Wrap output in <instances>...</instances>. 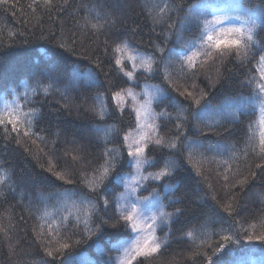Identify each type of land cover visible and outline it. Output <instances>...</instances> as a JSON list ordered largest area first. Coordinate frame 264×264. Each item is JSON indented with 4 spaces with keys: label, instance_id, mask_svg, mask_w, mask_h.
<instances>
[{
    "label": "trees",
    "instance_id": "obj_1",
    "mask_svg": "<svg viewBox=\"0 0 264 264\" xmlns=\"http://www.w3.org/2000/svg\"><path fill=\"white\" fill-rule=\"evenodd\" d=\"M198 2L209 4V11L220 9L216 15H235L232 8L239 4L246 8L261 6V0H176V4L183 5V8H178L168 21L174 25L170 31L167 24L153 26L143 9L144 0H67V3L53 0L52 8H45L42 3L34 4L33 0H8V3L0 4V76L3 77L0 83L5 86L0 90V104L5 98L12 99V89L22 91L25 84L34 85L37 79L43 80L38 73L44 65H55L54 70L58 73L55 86L59 89L49 96L39 93L27 104V107L39 109L33 131L43 139L21 136L17 144L15 133L6 137L0 129V176L7 177L0 188V264H116L114 258L119 253L116 244L130 236V231L124 227L104 226L99 233H94L92 229L99 224L100 217L116 216L114 197L122 192V187L116 188L115 192L103 193L109 204L105 207L100 202L99 213L89 231L72 218L60 226L58 234L55 229L49 233L47 225L59 223L61 216L67 214L61 207L62 194L66 190L80 192L84 189L82 174L90 175L104 163L105 134L98 128L116 125L119 132L110 135L111 143L107 147L123 152L122 135L135 127L132 110L125 108L121 114L110 101L108 115L103 121L99 120L90 111L98 104L96 97L99 94L107 96L111 90L120 88L139 90L145 82L168 87L159 63L157 71L151 74L137 72L136 82H132L115 67L111 49L116 43L126 41L137 51L156 55L158 62L161 57L155 51V44L165 47V56L168 49L183 54L184 45L196 40L199 32L191 25H182L181 19L187 7ZM97 14L109 21L102 31L80 27L85 17L94 20ZM165 33H169L166 44ZM61 36L70 42L74 53L58 48ZM258 39L259 46L254 51L264 54L259 52V47H264V38ZM257 60L258 55L241 63L229 56L222 61L219 58L210 60L203 66L197 62L196 69H187L182 74L175 68L169 69L178 91L169 89L173 103H165L162 108L154 104L157 112L166 109L173 117L172 120L161 118L160 134L165 138L175 135V116L181 107L188 108L186 115L198 112L199 120L203 121L201 127L208 134L200 135L194 127L196 117L189 116L184 135L190 140L199 139L205 154L215 156L216 162L204 165L203 177L197 176L191 165L184 163L172 178L152 186L163 192L161 185L172 184L175 190L165 195L167 199L163 196V202L172 213L176 208L182 211L174 214L166 230L168 242L160 252L153 257H140L133 264H205L203 256L197 252L207 251L211 255V251L206 246L198 250L199 239H206L215 247V242L224 233L239 232L244 236L242 229L255 231L257 235L264 232V168L256 167L257 164L264 165V158L251 150L246 157L243 155L248 143V125L258 120L259 109L254 113L250 109L252 114L242 115L239 122H231L229 116L232 98L251 94V89L242 82L250 76H258ZM97 64L102 71L97 69ZM89 70L98 75L97 82L90 80ZM187 91L196 97L206 94L202 105L207 103L208 107L203 110L194 105L189 107L190 98L179 95V92ZM252 131L258 140L260 127L256 126ZM150 151L152 158L163 166L168 150L153 147ZM233 152L239 157L234 161L229 159ZM73 155L84 159L73 161ZM128 159L125 153L121 165L126 172L131 170ZM224 160H229L232 165L230 171H226L221 163ZM50 166L51 172L47 170ZM56 171L68 173L74 183L65 184L58 180L52 174ZM224 175L229 177L227 181ZM245 177L248 182L241 190L239 181ZM208 184L212 187L208 188ZM212 195L221 204L235 197L233 215L222 212L211 199ZM45 210L51 216L46 218L44 234L40 235L37 226L42 222L40 217ZM189 231L196 235V241L186 235ZM57 241L69 243L71 247L57 252ZM260 247L259 241L229 244L213 260L233 264L242 253L254 248L244 257L245 264H253L252 258L256 259V264H261ZM46 248L52 249L53 256L46 254Z\"/></svg>",
    "mask_w": 264,
    "mask_h": 264
},
{
    "label": "snow or ice",
    "instance_id": "obj_2",
    "mask_svg": "<svg viewBox=\"0 0 264 264\" xmlns=\"http://www.w3.org/2000/svg\"><path fill=\"white\" fill-rule=\"evenodd\" d=\"M6 3H8V0H0V4ZM33 3H42L45 8L54 6L53 0H33ZM65 3H67V0H65ZM178 8L182 9L183 5H177L176 0H144L143 3V9L153 26L167 24L170 31L174 25L168 24V21L171 20L173 13ZM210 8L209 4L203 2L192 3L187 7L186 13L181 19V24L191 25L199 32V36L193 42L184 45L183 54L174 49H168L167 56H165V47L155 44V51L161 57L158 62L156 55L141 54L130 47L126 41L116 43L111 49L115 67L129 80H134L136 73L141 70L143 73L149 74L157 71L159 63L163 67V79L168 87L154 86L151 91L146 88L143 93H136L132 88H120L111 90L107 96L99 94L96 97L98 104L93 106L90 111L101 121L108 115L107 105L109 101L114 104L117 111L123 114L130 99L132 102L131 110L135 116V128L123 133L121 141L123 152L119 149L107 147L111 143L110 135L119 132L116 125H106L102 129L98 128V131H103L105 134L103 138L105 143L104 163L90 175L82 174L81 179L84 189L80 192L66 190L62 194L63 203L61 207L67 214L61 216L59 223L55 225L49 223L47 225L49 233L55 229L58 234L60 226L62 224L66 225L69 218L75 220L77 224H83L84 230L89 231L91 223H95L94 218L99 213L100 202L105 207L109 204L107 196L103 193L115 192L116 188L122 187L124 190L114 197L116 216L108 219L100 217L99 224H96L95 228L92 229L94 233H99L104 226L113 229L124 227L133 234L130 240H124L118 245L122 249L118 264H132L137 257H153L167 243V241H162L156 236V228L161 223H170L173 215L181 213L182 210L176 208L175 213L165 211L160 193L155 187L151 188L148 197L137 193L141 189L144 191L149 190L146 184L147 181L155 182L172 178L184 163L191 165L197 176L203 177L204 165L216 162L215 156L209 157L205 154L199 139L190 140L184 135L185 124L189 120V116L196 117L197 122L194 127L200 135L208 134L201 127L203 121L199 120L198 112H189L186 115L188 108L181 107L175 116V135L165 138L160 134L158 121L161 118L172 120L173 117L172 113H169L166 109L157 112L153 105L155 103L157 107L162 108L165 103H173V97L169 89L178 91L171 79L170 68H175L178 73L182 74L187 69H196L197 62L200 66H203L210 60L214 61L219 58L222 61L224 58L234 56L236 60L245 63L258 55L256 68L258 76H250L242 82L251 89V94L247 97L244 95L233 97L232 111L229 116L231 122H239L242 115L252 114L256 109H259L258 120L248 125L249 137L248 143L243 149V155L246 157L248 151L251 150L264 158V54H258L254 51L259 46L258 37L264 38V0H261L259 8H246L242 4L236 5L232 8V12L236 13L235 15L230 13L216 15L215 12L221 10L209 11ZM33 11H35L34 8ZM209 16L212 18L209 19ZM108 23L109 21L106 18L97 14L94 20L85 17L80 27L100 32ZM112 23H115V21H112ZM10 35H15V33H10ZM164 35V43L166 44L169 33ZM41 38L47 39L44 36ZM57 46L65 51L75 52L70 46V42L65 40L63 36H61ZM259 52L264 53V47H259ZM96 67L102 71L99 64ZM54 69L55 65H44L43 70L38 73V75L44 77L43 80L37 79L34 85L25 84L22 91L12 89L10 93L12 99L5 98L3 103L0 104V129L3 130L6 137L11 136V133H15L14 139L17 144L20 143L21 136L28 138L36 136L37 139H43L33 131L35 121L39 117V109L27 107V104L30 102L31 97L39 93L49 96L53 92L59 91L55 86L58 73ZM88 77L92 82L98 81V75H93V70H89ZM2 79L3 77L0 76V80ZM4 87L0 83V90ZM179 95L190 98L191 105L189 107L194 105L198 110L208 107L207 103L202 105V101L206 96L204 93H201L199 97L193 96L191 91L179 92ZM139 96L146 98L141 101L138 99ZM63 107H67V105ZM250 109L252 113H250ZM218 125L219 122H217ZM205 126L212 128L211 125ZM256 126L260 127L258 140L252 131ZM213 134L215 133L213 132ZM182 136L183 140L181 139ZM32 143H35V141L33 140ZM153 147L168 150V158L163 160V166H160V163L152 158L150 150ZM208 151H216V149H209ZM125 153L129 158L127 163L131 169L127 172L121 165ZM238 158L235 152L229 157L233 161ZM71 159L80 161L84 157L73 155ZM221 163L225 166L226 171L231 170L232 165L229 160H224ZM146 167L156 168L157 170L146 173ZM256 167L264 168V165L257 164ZM47 170L51 172V166ZM52 174L65 184L74 183L73 179L69 178L68 173L56 171ZM252 175L254 177L255 173ZM223 178L225 181L229 179L227 175H224ZM6 179V176H0V188L3 187ZM204 180L206 181L207 178L204 177ZM247 182V177L239 181L241 190ZM161 187L168 192H174L175 190L170 183L161 185ZM207 187L211 188L212 186L208 184ZM93 194L95 198H93ZM205 195L207 196L208 193H205ZM76 196L79 197L78 200L73 199ZM164 198L167 199V196ZM211 199L216 201L222 212L227 213L229 216L233 215L232 209L235 197L223 204L217 200L215 195H212ZM145 201H149V204H145ZM156 205L158 207L155 212L146 213V208ZM49 216H51V213L45 210L40 217L42 222L37 226L40 235L44 234L45 221ZM252 228L254 229L255 226L253 225ZM36 230L37 228H34V231ZM242 231L245 232L244 236H240L239 232L221 234L220 240L215 242V247L208 243L206 239H199L196 244L197 249L200 250L206 246L210 249L211 255L207 251H198L197 255L203 256L205 264H224L223 260L217 259L214 261L213 257L224 251L229 244L240 245L243 241H248L251 244L253 241H259L261 245L259 250L262 256L261 264H264V232L257 235L255 231H249L248 229H242ZM186 235L193 241L197 240L192 231H189ZM208 239H210V236ZM79 242L77 241V243ZM57 243L59 244L57 252L71 247L69 243H60L59 241ZM254 250V248L248 249L233 264H245L244 257L250 255ZM46 254L53 256L52 249L46 248Z\"/></svg>",
    "mask_w": 264,
    "mask_h": 264
},
{
    "label": "rangeland",
    "instance_id": "obj_3",
    "mask_svg": "<svg viewBox=\"0 0 264 264\" xmlns=\"http://www.w3.org/2000/svg\"><path fill=\"white\" fill-rule=\"evenodd\" d=\"M129 46H130V44H129ZM131 47V46H130ZM136 50V49H135ZM137 51V50H136ZM139 53H141V54H144V55H149V54H146V53H142V52H140V51H138ZM127 63V62H126ZM129 70H131L130 68H129ZM138 72H142V70L141 71H138ZM132 82H136V79H134V80H131ZM154 86H158V85H155V84H153V83H150V82H145L144 84H142V86H141V89H139V90H136V89H134V88H132V90L134 91V92H136V93H143L144 92V90L147 88L148 89V91H151L152 90V88L154 87ZM146 97H143V96H139L138 97V99L139 100H143V99H145ZM155 104V103H154ZM153 107H154V105H153ZM125 108H130V109H132V102H131V100L129 99L128 100V104H127V106L125 107ZM158 123H159V121H158ZM135 128V127H134ZM133 128V129H134ZM133 129H131V130H133ZM130 131V130H129ZM148 171H155V170H149L147 167H146V173L148 172ZM160 181H155V182H153V181H147L146 182V184H147V186H148V191L146 192V191H144L143 189H141L140 190V192L139 193H137L138 195H141V196H144V197H148V196H150V191H151V188H152V186L153 185H155V183H159ZM157 189V191L160 193V198H161V201H162V203H163V205H164V210L165 211H167V212H170V211H168L167 209H166V205H165V203L163 202V196H165L166 194H168L169 192L166 190V189H164L163 188V192H160L159 191V188H156ZM124 190V189H123ZM122 190V191H123ZM145 204H149V201H145ZM153 204H154V202H153ZM158 207V205H156V206H150V207H148V208H146L145 209V211H146V213H148V214H151V212H155L156 211V208ZM170 213H172V212H170ZM174 216V215H173ZM173 218V217H172ZM172 220V219H171ZM169 225H170V223H161V224H159V226L156 228V236L157 237H159L162 241H167L168 242V239H169V237H168V235H169V233H168V231H166L167 230V228L169 227ZM130 236H128V237H125L123 240H121V241H119L117 244H116V248H117V250L119 251V253L116 255V257L114 258V261H115V263L116 264H118V260H119V257L121 256V254H122V249H120L119 247H118V245L122 242V241H124V240H130L131 238H132V236H133V234L130 232ZM165 245V244H164ZM138 258H140V257H137L136 258V260L138 259ZM252 261H253V264H256L257 262H256V259H254V258H252ZM135 262V260L132 262V264Z\"/></svg>",
    "mask_w": 264,
    "mask_h": 264
}]
</instances>
